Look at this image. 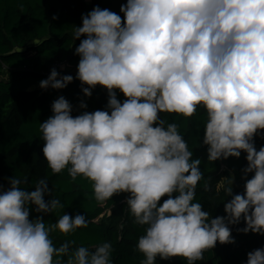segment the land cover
Segmentation results:
<instances>
[{"label": "clouds", "instance_id": "9594fccd", "mask_svg": "<svg viewBox=\"0 0 264 264\" xmlns=\"http://www.w3.org/2000/svg\"><path fill=\"white\" fill-rule=\"evenodd\" d=\"M120 12L123 20L96 6L74 29L75 40L86 36L75 48L76 79L89 86L82 87L88 97L97 85L106 88L107 110L73 117L71 103L56 99L53 115L40 123L48 167L90 180L100 203L129 194L127 210L144 226L136 246L141 264H156L158 256L196 264L217 242L235 243L229 225L242 219L239 231L264 236V146L254 144L264 136V0H127ZM73 80L53 68L39 86L60 90ZM198 106L207 114L209 162L247 153L244 193L233 195L231 179L217 185L232 197L226 216L211 218L194 202L201 160L192 158L178 125L161 118H190ZM9 183L0 191V264H113L108 242L74 252L67 242L53 245L50 233L87 227L84 215L64 213L47 226L42 216L30 219L33 205L43 214L63 208L57 198L45 200L46 179L34 191L21 189L16 177ZM203 189L211 190L207 182ZM246 264H264V248L249 252Z\"/></svg>", "mask_w": 264, "mask_h": 264}, {"label": "trees", "instance_id": "16d2710c", "mask_svg": "<svg viewBox=\"0 0 264 264\" xmlns=\"http://www.w3.org/2000/svg\"><path fill=\"white\" fill-rule=\"evenodd\" d=\"M126 3L127 0H91L90 4L86 0H0V191L10 188L9 180L14 177L21 180L19 187L28 191H34L35 184L46 179L51 196L45 195V200L57 198L63 208L53 214H43L35 212L33 205L30 219L42 216L47 226L66 213L72 217L84 215L88 221L87 227L66 235L59 231L50 233L55 247L67 242L70 252H74L81 246L94 250L108 242L113 248V264H141L144 256L136 246L138 238L144 234V226L136 224L127 210L129 194H116L100 203L95 199L90 180L82 176L73 180L67 169L59 174L52 173L43 155L44 141L40 131V123L53 115L52 103L60 96L73 106V117L85 111L107 110V89L97 85L88 97L82 87L89 86H82L76 79L80 57L75 54V48L86 36L75 40L73 33L75 27L82 26V17L96 6L115 12L123 20L120 7ZM61 62L73 68L64 70V75L74 77L73 82L60 90L42 89L40 82ZM116 91L117 98L123 102L126 97L118 89ZM81 102L86 103L87 108H80ZM161 118L178 125L193 152L192 158L201 160L199 167L204 180L198 183L194 202L201 203L211 218L226 216L224 206L232 197L223 188L219 192L216 188L221 182L227 186L231 179L233 195L244 193L243 169L248 164L247 153L242 151L239 158L209 162L208 146L203 144L207 114L202 106H198L190 118L168 113H162ZM254 144L259 150L264 146V136L254 137ZM253 175L249 173L247 178ZM205 182L210 191L203 189ZM167 198L162 197L160 203ZM244 227L243 219L239 224L229 225L235 243L217 242L214 249L205 251L204 260L196 264H246L249 252L264 248V236L239 231ZM62 259L66 261L67 257ZM156 264L187 262L181 257L163 260L158 256Z\"/></svg>", "mask_w": 264, "mask_h": 264}, {"label": "rangeland", "instance_id": "374dc122", "mask_svg": "<svg viewBox=\"0 0 264 264\" xmlns=\"http://www.w3.org/2000/svg\"><path fill=\"white\" fill-rule=\"evenodd\" d=\"M86 3H87V4H90V3H91V0H86ZM66 68H67V69H68V68H69V69H73L72 67L68 66V63H66V64L63 65L62 68L60 69V74H61V76L64 75V72H65L64 70H65Z\"/></svg>", "mask_w": 264, "mask_h": 264}, {"label": "built area", "instance_id": "2783aa9c", "mask_svg": "<svg viewBox=\"0 0 264 264\" xmlns=\"http://www.w3.org/2000/svg\"><path fill=\"white\" fill-rule=\"evenodd\" d=\"M65 64H66V62H65V63H63V62L58 63V64H57L58 68L56 67L55 69L60 73V69H61L62 66L65 65ZM49 75H50V72H49Z\"/></svg>", "mask_w": 264, "mask_h": 264}]
</instances>
